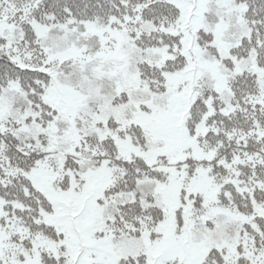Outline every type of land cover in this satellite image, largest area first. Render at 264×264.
<instances>
[{"label":"snow or ice","instance_id":"obj_1","mask_svg":"<svg viewBox=\"0 0 264 264\" xmlns=\"http://www.w3.org/2000/svg\"><path fill=\"white\" fill-rule=\"evenodd\" d=\"M0 264H264V0H0Z\"/></svg>","mask_w":264,"mask_h":264}]
</instances>
